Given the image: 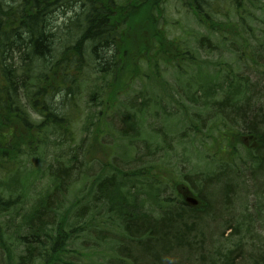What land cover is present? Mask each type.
I'll use <instances>...</instances> for the list:
<instances>
[{"label": "trees", "instance_id": "obj_1", "mask_svg": "<svg viewBox=\"0 0 264 264\" xmlns=\"http://www.w3.org/2000/svg\"><path fill=\"white\" fill-rule=\"evenodd\" d=\"M215 1L218 2L187 0V10L198 26L210 30L217 26L219 32L223 26L219 21L216 22V18L233 17L226 24L228 34L232 37L250 32L248 22L254 18L251 13L253 10L264 14V0H232L228 7L224 5V13L216 7ZM162 3L163 0H0V175L3 177L0 183L9 190L16 186L18 192L8 194L7 198L0 195V218L10 211H18L21 212L22 221L15 232L19 250H11L4 243L6 227L2 229L3 224L0 222V251L5 264H71L67 262L68 258L77 253L71 244L82 234L93 232V228L98 231L110 220L112 223L118 222L131 244L142 248L147 257L146 263L149 264H162L163 259L171 257L174 251L189 255L199 249L195 240L197 230L194 225H186L185 222L193 220L198 211L185 206L182 201L162 198L160 187L156 192L151 190L146 177L152 173L154 167L151 165L122 171L116 165L117 160L108 163L104 162L106 158L99 159V173L89 183H85L87 191L75 202L79 208L73 220L59 213L69 186L81 178L87 179L81 171L82 167L91 169L90 159L85 155L80 158L77 156L85 137L74 147L67 144L68 135H71V112L85 86L96 82L94 88L90 86L91 92L86 102L92 106L84 108L92 110L97 103L105 104V99H100L97 93L100 89L99 80L110 89L111 104L108 111L111 114H114V110L119 113L122 108L118 120L122 123L118 127L119 141L129 139L132 143L136 138H141L146 118L158 116L153 113L155 108V111L162 108L171 120L177 118V114L166 106L165 100L159 99L161 102L157 104V100L150 103L137 97L132 98L128 105L120 100L124 91L121 84L129 85V80L131 85L146 80L149 85L160 87L165 92L169 85L162 78L167 71H180L185 66L193 69L192 60L196 58L191 55L189 42L168 40L156 27L155 17ZM58 12L62 15L65 12L71 14L64 20L63 26L55 18ZM147 22L148 26H152L150 39H157L158 44H164L160 51L157 45L149 47V42L141 51L140 47L135 46V25ZM196 42L200 48L207 46L212 50L203 35H199ZM180 56L185 60L178 65ZM171 59L177 60L173 65L176 69L166 65ZM148 69L152 70L149 76L146 75ZM204 73L203 68L197 67L196 76L189 74L184 86L181 78L183 93L186 88L190 92L187 101L197 102L205 87L212 83V77ZM226 102L227 99L222 103L224 105L217 106L215 110L234 114L235 117L236 112L233 111L236 109H227ZM25 107L31 110L37 122L27 114ZM90 114L85 113L83 130L89 134L91 123L95 127L93 141L96 143L106 125L101 120V111L97 113L95 123H92L94 115ZM238 119L247 125L250 123L252 131L264 137L260 130L264 123H251V118L239 115ZM170 122L172 127L168 126V129L173 132L180 123ZM193 130L200 129L195 126ZM50 136L59 142L50 143ZM167 136L169 134L165 130L154 129L148 138H158L156 144L159 147L168 143ZM130 147L128 145L126 148L128 152ZM41 148L52 149L53 152V163L47 167L51 186L27 207L25 200L29 197L28 187L32 183L26 176L22 160L28 155L31 158L38 155ZM60 148L61 154L57 155L56 151ZM106 150V154H109L107 158L110 159L113 149ZM155 168H158L156 164ZM143 177L144 180L136 184ZM160 184L162 181H159L158 186ZM233 191L231 194L234 195ZM3 192L0 190V194ZM143 197H153L156 206L158 200L165 206L159 219L151 220L144 208L146 199ZM203 209L207 210L206 203ZM86 216L88 218L84 219ZM261 254L250 264H264V255ZM233 255V251L223 255L216 252L209 261L206 259L201 263L233 264Z\"/></svg>", "mask_w": 264, "mask_h": 264}, {"label": "rangeland", "instance_id": "obj_2", "mask_svg": "<svg viewBox=\"0 0 264 264\" xmlns=\"http://www.w3.org/2000/svg\"><path fill=\"white\" fill-rule=\"evenodd\" d=\"M217 1H215L216 7L222 12L223 9L220 8V5L228 7L232 2V0ZM251 13L254 18L248 22L251 27L250 32L245 31L240 36L231 37L225 43L214 32L198 26L195 18L187 10V0H163L161 10L157 11L155 19H157L156 27L163 33V36L190 42L193 49L192 56L201 58L204 74L212 77V83L205 87L198 102L203 106L217 105L221 97L220 86L230 92V96L235 91L238 92V95L241 93L244 96H252L245 111L243 110L242 113L235 111L237 113H235V118L237 119L238 115L244 116L246 119L251 118V123L258 121L260 124L264 123L262 111L264 110V99H262L264 98V14L256 12V10ZM70 15L67 12L63 15L58 12L55 18L57 17L58 24L63 26L64 20H67ZM218 21L220 23L225 20L220 16L216 18V22ZM150 30L152 31V26H148V22L141 23L139 26L135 25L136 36H133V39L135 46L140 47V51L147 42L151 48L155 45L158 50L164 47V44H158L157 39H150ZM199 35H207L214 50H198L195 41ZM223 36L228 37L225 33ZM238 37L240 38L238 39ZM232 43H235L233 48L230 46ZM179 60L183 59L179 57ZM176 63L177 60L171 59L166 65L170 69H176L173 66ZM196 71L197 69H191L188 66L176 72L167 71L162 78L169 85V89L165 92L160 87L149 85L146 80L143 83L134 82L132 85L130 80L129 85L121 84L124 91L120 100L124 104H130L131 99L137 97H140L141 101H150V103L157 100V104L161 102L160 100H165L169 110L177 114V118L171 120L162 108L156 111L155 108L153 113H157L158 116L146 118L142 137L136 138L132 143L129 139L119 141L118 127L122 126V123H119L118 120L122 108L120 107L119 113L114 110V114H111L108 111L111 104L109 87L102 80L98 81L100 89L97 93L100 99H105V104L97 103L92 110L84 108V106H92L86 102L91 88H94L96 82L90 84L91 88L90 86L83 88L80 96L76 99L77 105L73 106L71 112V135H68L67 144L74 147L81 138L85 137L82 146L77 151V156L80 158L85 155L90 159L91 169L82 167L81 171L87 176V179L81 178L69 186L59 213L63 214V217L66 215L73 220L74 213L79 208L75 202L80 200V197H83L87 191L85 183H89L92 177L99 173V159L106 158L104 162L108 163L117 160L116 165L122 171H133L151 165L154 168L151 170L152 173L146 176L147 182L154 192L160 187V190L163 191L162 198L170 197L173 200L181 201L176 190L178 186L184 185L207 204V210L198 209L193 220H185L186 225L192 224L197 230L195 240L199 249L197 248L196 252H190L189 255L174 251L171 257L163 259L162 264H203L201 262L206 259L209 261L214 253L218 252L223 255L228 251H233V264H250L260 252L261 255H264V165L254 167L252 163L246 161L244 155L246 144L240 143V137L238 138L240 133L237 130L230 128L226 132L231 133L229 138L232 144L236 145L229 149H226L224 141L218 140V135H222V132L215 131L212 136L200 130H193L196 123L192 121L191 116L198 117L194 114L197 107L194 105L191 112L189 111L187 96L190 95V92L186 88L183 93L182 85L187 83V74L191 72V75L196 76ZM150 73L152 70L148 69L146 75ZM182 77L184 78L180 85ZM238 100L239 97H231L227 103ZM227 109L231 108L227 107ZM25 111L34 122L38 121L27 107H25ZM100 111L102 113L101 120L106 128L98 142L95 143L93 141L95 127L91 123L89 124V134L83 130L85 113H91V116L93 114L92 123H95L97 122L95 117ZM210 115V111H203L200 118L204 119ZM211 120L214 121L216 118L213 117ZM170 121H173V124L174 121L180 123L177 124L179 126L176 125L173 132H169L168 129V126L172 127ZM154 129L165 130V133L169 134L167 144L158 147L156 144L159 142L158 138L155 140L148 138ZM260 130L264 135V127L260 126ZM50 140L52 141L50 143L59 142L52 136H50ZM139 140L140 142H138ZM260 142L261 150L252 155L262 163L264 160V137H261ZM128 145L131 146L129 152L126 150ZM61 148L57 149V155L61 154ZM106 148L113 149L110 159L107 158L109 154H106ZM225 161L229 162V169L232 171L227 172L224 178H221L217 175L221 174L219 169L222 168ZM22 162L25 164L26 176L32 183L28 187L29 197L25 200V206L29 207L38 195L51 186L48 181L47 167L53 163L52 149L41 148L38 155L32 158L28 155ZM244 162H246L245 166ZM155 164L158 168H155ZM2 178L0 175V179ZM217 179L224 180L218 181ZM143 180L144 177L136 184ZM159 181H162L160 186H158ZM138 187L147 188L141 185ZM16 189L15 186L13 190H9L3 183H0V190H4L0 195L4 198H7L8 194H17ZM232 191L234 195L231 194ZM143 192L147 193L146 190ZM143 198L146 199V197ZM153 199V197L146 199L143 204L151 220L159 219L164 211L163 208H165L159 200L156 206ZM65 211L67 213L64 214ZM86 218L88 217L86 216L84 219ZM0 222L3 224L2 229L6 227V232L3 234L4 243L11 250H19L20 247L15 241V232L22 222L21 212L10 211L0 218ZM117 223H112V220L106 221L98 231L93 228V232L82 234L71 244V248L75 249L77 253L72 254L67 262L71 264H149L146 263L147 257L142 248L131 244ZM226 228L228 230H225ZM119 260H122L123 263ZM0 261L1 264H5L1 251Z\"/></svg>", "mask_w": 264, "mask_h": 264}, {"label": "flooded vegetation", "instance_id": "obj_3", "mask_svg": "<svg viewBox=\"0 0 264 264\" xmlns=\"http://www.w3.org/2000/svg\"><path fill=\"white\" fill-rule=\"evenodd\" d=\"M245 103L247 104L248 101ZM238 112L242 113V111H238ZM249 124L250 123H248L247 125L245 122H242L239 119L238 120L235 119L234 128L240 133V136L238 135V138L240 137V143L246 144L247 147L252 149L250 153L256 154L257 151L261 150V148L259 147L261 145L260 142L261 137L258 136L255 131H252L251 127H249Z\"/></svg>", "mask_w": 264, "mask_h": 264}, {"label": "water", "instance_id": "obj_4", "mask_svg": "<svg viewBox=\"0 0 264 264\" xmlns=\"http://www.w3.org/2000/svg\"><path fill=\"white\" fill-rule=\"evenodd\" d=\"M184 202L192 207H196L199 203L198 200L190 196L189 193L184 194Z\"/></svg>", "mask_w": 264, "mask_h": 264}]
</instances>
